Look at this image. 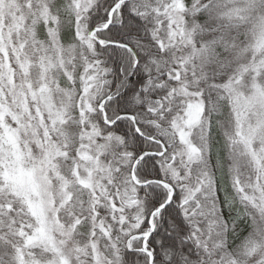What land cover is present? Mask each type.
<instances>
[{
  "label": "snow or ice",
  "instance_id": "1",
  "mask_svg": "<svg viewBox=\"0 0 264 264\" xmlns=\"http://www.w3.org/2000/svg\"><path fill=\"white\" fill-rule=\"evenodd\" d=\"M0 264H264V0H0Z\"/></svg>",
  "mask_w": 264,
  "mask_h": 264
}]
</instances>
